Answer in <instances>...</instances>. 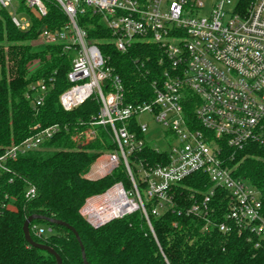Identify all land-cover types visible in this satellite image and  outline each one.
<instances>
[{
	"label": "built area",
	"instance_id": "built-area-1",
	"mask_svg": "<svg viewBox=\"0 0 264 264\" xmlns=\"http://www.w3.org/2000/svg\"><path fill=\"white\" fill-rule=\"evenodd\" d=\"M0 0L20 31H28L33 19L47 14V0ZM67 16L60 28L40 27L32 44L39 48L61 45L71 57L67 74L70 86L59 96L65 111H72L89 99L98 102L84 130H76L78 143L94 139L106 130L114 149L99 153L86 177L103 179L121 169L131 182H115L106 191L89 196L81 214L94 227L140 210L149 220L148 201L156 200L152 214L159 216L175 206L176 186L201 172L210 186L201 195L193 193L188 213L204 222V229L218 228L224 234L234 230L255 238V248L264 249V212L260 192L246 178L236 177L226 165V148L242 150L256 144L264 147V0H52ZM207 15H200L207 8ZM86 18L89 28L81 26ZM98 18L109 31L119 52L135 43H152L162 52V75L153 81L150 101H127L122 78L108 64L98 38L91 36L90 21ZM96 28V27H95ZM103 40V39H102ZM41 63L33 62L29 74ZM52 84L38 80L26 94L35 108L44 103ZM150 114L162 128L167 147L152 144ZM35 132L0 153V171L22 154L43 148L67 126L36 125ZM151 139V140H150ZM149 147L158 155L152 162ZM225 198L215 202L219 191ZM30 186L26 196L33 198ZM101 201L112 209L121 201L132 208L101 223L92 220V210ZM224 201V220L217 221L218 205ZM51 229L40 228L39 234Z\"/></svg>",
	"mask_w": 264,
	"mask_h": 264
},
{
	"label": "trees",
	"instance_id": "trees-1",
	"mask_svg": "<svg viewBox=\"0 0 264 264\" xmlns=\"http://www.w3.org/2000/svg\"><path fill=\"white\" fill-rule=\"evenodd\" d=\"M248 2L249 0H245ZM48 14L33 19L28 31H20L6 9H0V153L12 143H18L35 132V126L52 124L67 126L43 148L22 154L0 171V264H58L55 255L30 245L23 225L31 215L60 219L73 226L83 243L89 264H264V249L255 248V238L234 230L224 234L218 228L204 229V222L188 208L192 194L205 192L209 180L201 172L186 178L175 188V206L159 216L152 214L156 200L148 201L149 220L138 210L113 219L99 227L91 225L81 214L89 196L100 194L115 182L125 186L131 182L121 169L100 180L86 177L99 153L114 149L106 130L84 143L73 138L76 130H84L92 114L98 112V102L89 99L72 111H65L59 96L70 84L67 74L71 57L61 45L35 47L32 41L40 27L60 28L67 21L60 6L47 0ZM21 9L29 11L21 0ZM90 21L92 37L98 38L102 51L126 90L127 101L143 102L153 98V81L162 75L160 48L152 43H135L127 52L116 50L108 28L98 18ZM81 26L88 27L86 18ZM103 39V40H102ZM33 62L41 67L29 74ZM38 80L52 84L44 103L35 108L26 94ZM152 162L158 155L147 147L144 152ZM226 165L236 177L246 178L258 191L264 212V147L256 144L242 150L226 148ZM30 186L36 188L33 198L26 196ZM200 193V192H199ZM225 198L221 190L215 202ZM217 221L224 220L225 203L218 205ZM45 218L33 220L30 232L36 242L53 248L63 264H85L82 247L75 233ZM50 228L39 234L40 228Z\"/></svg>",
	"mask_w": 264,
	"mask_h": 264
},
{
	"label": "water",
	"instance_id": "water-1",
	"mask_svg": "<svg viewBox=\"0 0 264 264\" xmlns=\"http://www.w3.org/2000/svg\"><path fill=\"white\" fill-rule=\"evenodd\" d=\"M41 218H45V217H43V216H41V215H31V216H29V217L25 220L24 225H23V232H24L25 239H26V241H27L30 245H32V246H34V247H36V248H39V249H43V250L49 251L50 253H52L53 255H55L58 264H63L62 258L60 257V255H59V254H58L53 248H51V247L48 246V245H45V244H42V243L36 242V241L33 239L32 235H31V232H30V223H31L33 220L41 219ZM45 219H46L47 221L51 222V223H54V224H57V225L65 226V227L71 229V230L75 233V235H76V237H77V239H78V241H79V243H80V245H81V247H82L84 263H85V264H89V262H88L87 259H86V254H85V249H84L83 243H82L81 238L79 237V234H78V232L76 231V229H75L73 226H71L69 223H67V222H65V221H63V220H60V219H53V218H45Z\"/></svg>",
	"mask_w": 264,
	"mask_h": 264
},
{
	"label": "rangeland",
	"instance_id": "rangeland-1",
	"mask_svg": "<svg viewBox=\"0 0 264 264\" xmlns=\"http://www.w3.org/2000/svg\"><path fill=\"white\" fill-rule=\"evenodd\" d=\"M211 5L210 2H208L207 4V8L204 9V12H201L200 15H207L208 11L210 9ZM142 123H148L149 125V137H153L152 144H156L157 146H159L160 148L164 149L167 147V143L164 140V138H162V132H163V128L162 126L157 123L156 121L152 120L151 115L149 114H145L140 118ZM46 230L48 229L47 226L45 225Z\"/></svg>",
	"mask_w": 264,
	"mask_h": 264
},
{
	"label": "bare ground",
	"instance_id": "bare-ground-1",
	"mask_svg": "<svg viewBox=\"0 0 264 264\" xmlns=\"http://www.w3.org/2000/svg\"><path fill=\"white\" fill-rule=\"evenodd\" d=\"M131 206L125 205L123 201H121L118 205H116L112 209H107L102 207L101 201L98 203L97 207L95 206L92 210V220L97 224L103 221H106L112 217L117 215H121L127 210L131 209Z\"/></svg>",
	"mask_w": 264,
	"mask_h": 264
}]
</instances>
